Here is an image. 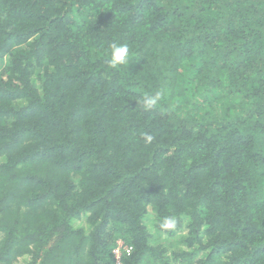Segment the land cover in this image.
Instances as JSON below:
<instances>
[{
  "label": "trees",
  "instance_id": "1",
  "mask_svg": "<svg viewBox=\"0 0 264 264\" xmlns=\"http://www.w3.org/2000/svg\"><path fill=\"white\" fill-rule=\"evenodd\" d=\"M0 264H264V0H0Z\"/></svg>",
  "mask_w": 264,
  "mask_h": 264
},
{
  "label": "clouds",
  "instance_id": "2",
  "mask_svg": "<svg viewBox=\"0 0 264 264\" xmlns=\"http://www.w3.org/2000/svg\"><path fill=\"white\" fill-rule=\"evenodd\" d=\"M130 55L129 46L127 44H116L111 45V58L108 61L111 67H117L119 65L127 64L128 57ZM163 93L156 91L155 94L146 95L142 99V104L145 110H152L162 100ZM143 138L146 143H150L154 137L151 134L143 133ZM176 221L172 217H165L160 227L162 229H173L175 228Z\"/></svg>",
  "mask_w": 264,
  "mask_h": 264
},
{
  "label": "built area",
  "instance_id": "3",
  "mask_svg": "<svg viewBox=\"0 0 264 264\" xmlns=\"http://www.w3.org/2000/svg\"><path fill=\"white\" fill-rule=\"evenodd\" d=\"M131 249L132 247L126 244L123 240H118V244L114 249V253H115L116 258L118 259V262H120L123 253L124 252L130 253Z\"/></svg>",
  "mask_w": 264,
  "mask_h": 264
},
{
  "label": "rangeland",
  "instance_id": "4",
  "mask_svg": "<svg viewBox=\"0 0 264 264\" xmlns=\"http://www.w3.org/2000/svg\"><path fill=\"white\" fill-rule=\"evenodd\" d=\"M182 235V233L176 232L173 236H171V240L177 244L176 242L179 240V237Z\"/></svg>",
  "mask_w": 264,
  "mask_h": 264
}]
</instances>
